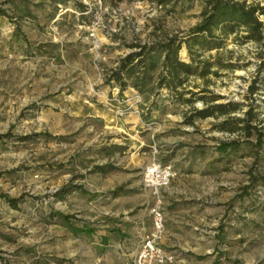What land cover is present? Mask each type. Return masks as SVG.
<instances>
[{
	"label": "rangeland",
	"instance_id": "rangeland-1",
	"mask_svg": "<svg viewBox=\"0 0 264 264\" xmlns=\"http://www.w3.org/2000/svg\"><path fill=\"white\" fill-rule=\"evenodd\" d=\"M76 2L88 6L86 17ZM0 9V264H76L78 251L87 252L82 236L110 219L149 212L152 227L159 204L165 230L169 202L190 205L180 213L191 218L196 205V245L215 255L213 264H264V185L250 182L264 177V128L259 146L254 137L247 143L213 127L222 117L185 123L189 106L166 89L120 92L106 80L121 57L138 50L133 44L188 32L201 19L203 0L165 7L155 0H0ZM232 37L201 55L233 64L212 67L204 94L239 104L230 115L240 116L256 77L252 108L264 127V39ZM179 56L188 61L185 49ZM151 57L159 63L161 53ZM200 84L191 78L187 88ZM232 139L238 143L217 150ZM151 162L175 170L156 191L143 184Z\"/></svg>",
	"mask_w": 264,
	"mask_h": 264
},
{
	"label": "trees",
	"instance_id": "trees-1",
	"mask_svg": "<svg viewBox=\"0 0 264 264\" xmlns=\"http://www.w3.org/2000/svg\"><path fill=\"white\" fill-rule=\"evenodd\" d=\"M131 2L134 0H109V3ZM204 9L201 12L200 21L195 24L183 35L167 34L163 32L161 36L144 43L133 44L138 50L128 53L118 60L117 65L110 70L106 80L113 81L122 92L128 86L133 87L139 92L150 87L153 92L166 89L171 99L180 104L189 106V111L185 117V123L192 124L193 120L214 117L222 119L217 120L213 125L215 129L221 132L236 134L247 143H254L259 146L262 143V119H259L257 113L252 108V102L255 100L253 95L258 85L257 78L254 77L248 85L246 97L250 100L247 110L242 115H230L239 109V104L235 102L214 103L216 98L206 96L205 83L208 81V75L216 74L212 67L231 69L233 64L223 62L219 54L215 56L214 61L206 57H201L202 53L223 48L226 40L233 35L232 40L236 43L246 41L260 42L264 39V6L258 3H246L245 0H203ZM156 4L165 7L169 0H155ZM75 8L81 14V17L89 13L88 6L81 2L75 3ZM0 9V15L4 14ZM185 49L188 61L180 58L179 53ZM161 53L159 63L153 62L152 54ZM264 67L262 62L258 69ZM191 78H199L203 84L197 91L187 88ZM195 85V84H194ZM189 94V96H185ZM201 101L200 108H194L193 103ZM251 137H254L253 140ZM237 139L230 141H219L217 150L222 152L238 143ZM252 184L260 183L264 185V177L252 175L250 178ZM70 189V188H69ZM68 187L57 193L62 197Z\"/></svg>",
	"mask_w": 264,
	"mask_h": 264
},
{
	"label": "crops",
	"instance_id": "crops-1",
	"mask_svg": "<svg viewBox=\"0 0 264 264\" xmlns=\"http://www.w3.org/2000/svg\"><path fill=\"white\" fill-rule=\"evenodd\" d=\"M182 174L183 172L177 168L175 177L178 178ZM171 189L172 186L168 189L170 193H172ZM164 205H166L165 230L159 239V244L173 254L174 259L171 264H213L215 255L213 256L208 250L201 251V247L196 245L198 241L196 205L192 206L193 218L190 214L184 216L180 213L191 211L190 205L174 202ZM151 229L149 212L140 211L120 219H110L109 223L100 230H93L92 235L82 236V239H86L87 252L81 254L80 250L78 251L76 264H133L144 238ZM204 239L210 243L207 237ZM85 246L84 244L83 247ZM199 254L204 256L198 259Z\"/></svg>",
	"mask_w": 264,
	"mask_h": 264
},
{
	"label": "built area",
	"instance_id": "built-area-1",
	"mask_svg": "<svg viewBox=\"0 0 264 264\" xmlns=\"http://www.w3.org/2000/svg\"><path fill=\"white\" fill-rule=\"evenodd\" d=\"M174 175L175 170L171 164L151 162L144 169L143 184L156 191L166 187ZM151 213L152 231L142 243L133 264H170L173 261L172 255L159 244L164 231L163 212L159 204L153 206Z\"/></svg>",
	"mask_w": 264,
	"mask_h": 264
}]
</instances>
